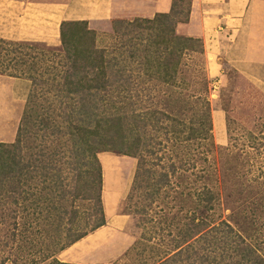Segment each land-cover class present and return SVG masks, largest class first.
<instances>
[{"label":"trees","instance_id":"obj_1","mask_svg":"<svg viewBox=\"0 0 264 264\" xmlns=\"http://www.w3.org/2000/svg\"><path fill=\"white\" fill-rule=\"evenodd\" d=\"M191 5L112 17L110 48L85 19L62 20L58 46L0 37V108L22 110L14 139L0 141V264L27 261L22 248L29 264H73L56 254L106 223L102 152L137 158L121 201L136 243L160 201L171 239L147 264H264V92L231 66L217 144L203 39L177 30ZM12 77L31 81L25 100L12 98ZM165 145L170 159L157 162Z\"/></svg>","mask_w":264,"mask_h":264},{"label":"crops","instance_id":"obj_2","mask_svg":"<svg viewBox=\"0 0 264 264\" xmlns=\"http://www.w3.org/2000/svg\"><path fill=\"white\" fill-rule=\"evenodd\" d=\"M172 0H0V37L60 45L62 20L107 21L121 12L167 11ZM189 26L202 37L207 74L218 79L222 61L236 68L264 92V0H192ZM11 78V96L17 80ZM28 81V79H26ZM19 81V82H20ZM127 212L106 215V223L56 254L67 263L95 264L121 247ZM139 238V237H138Z\"/></svg>","mask_w":264,"mask_h":264},{"label":"rangeland","instance_id":"obj_3","mask_svg":"<svg viewBox=\"0 0 264 264\" xmlns=\"http://www.w3.org/2000/svg\"><path fill=\"white\" fill-rule=\"evenodd\" d=\"M114 16L119 18H134L136 16H140V17L153 16V14L127 11V12L118 13V15H114ZM188 24L189 22L178 24L177 25L178 32L181 34L191 35L189 32L192 30L190 29V26ZM94 29L97 32V43L100 46H106V48H110V44L112 43V40L114 38L113 19H109L107 21L95 22ZM112 54L115 53L113 52ZM192 62L199 64L196 61H192ZM199 67L202 66L199 64ZM204 68H206V63H204ZM222 74L224 75L222 76ZM26 79L27 78L22 79L21 81L17 80L18 83L15 86L16 96L23 98V100L26 99L29 90L31 88V81L29 79L27 81ZM210 79H211V83H210L208 97L210 98L212 103L211 113H212V121H213L214 140L217 144H224L227 142L225 111L219 106L220 103L219 95L221 88L224 87L226 82L231 80V83H227V86L231 85L235 81L236 77L232 67L227 63L222 62L221 75L218 77V79H212V78ZM146 92H148L147 89ZM144 101L145 103L149 102L146 100ZM0 109L4 110L5 113H8L7 116L3 117L0 120V124H1L0 141L13 140L17 131V126L19 123L22 110L21 112L18 111V113L17 114L15 113L14 115L13 112H11L9 108H7L6 106H1ZM164 147L165 149L163 151L161 152L159 151L158 154L154 156L157 157L156 158L157 162L160 161L157 160L158 157L160 158V153L163 154L162 161L167 162L170 159L169 156L170 154H172V152L170 151L171 150L170 145L168 146L165 145ZM99 159L103 171L102 198H103L105 213L107 216H110L112 214L114 215L116 213L123 212V209L124 210L126 209L123 208L121 201L123 200V198H125V196L127 195L130 189L137 165V158L134 156L121 154L117 152H102L99 154ZM153 161L156 162L154 159ZM158 167H160V164ZM171 205L172 204H170L169 206ZM161 207L162 206L160 205V201L154 203L153 206H150L148 210L147 220L145 221V224L141 225L144 228V230H146L147 232V237H146V239H148L147 242H144L142 244L136 243V240L141 234V229L137 225V217L133 214L132 215L128 214L129 220L124 230L128 233L131 240H128V238L125 237L121 247H118L116 248V250L111 251L107 255L106 259L98 260L95 264H147L148 261L152 259L153 252L156 254L157 252L160 253V251L167 249L169 247L168 242L171 239V236L168 235L169 232L167 231L166 228L165 230L160 228V225L162 226L165 225L164 221L160 220V217L163 218V215L160 216ZM4 230L7 232V227H5ZM6 232L4 231L0 232L1 239H5L7 237ZM16 241L17 239L14 242V247H16L15 245L19 246V244H16ZM134 244L136 245L133 246ZM22 250L23 252H25L22 254H24L25 260L27 261L14 262L13 259L14 255L12 254L11 258L7 260L5 264L31 263L29 258L26 257L27 249L22 248ZM4 253L6 254V252ZM2 255L3 254L0 251V257ZM147 256L149 257L146 258ZM39 264H56V263L52 262L51 259H48Z\"/></svg>","mask_w":264,"mask_h":264}]
</instances>
